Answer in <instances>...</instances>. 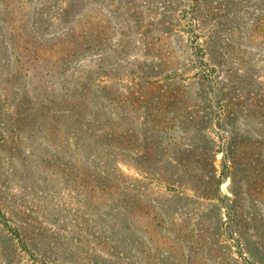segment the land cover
Returning a JSON list of instances; mask_svg holds the SVG:
<instances>
[{"label": "rangeland", "instance_id": "374dc122", "mask_svg": "<svg viewBox=\"0 0 264 264\" xmlns=\"http://www.w3.org/2000/svg\"><path fill=\"white\" fill-rule=\"evenodd\" d=\"M0 264H264V0H0Z\"/></svg>", "mask_w": 264, "mask_h": 264}]
</instances>
